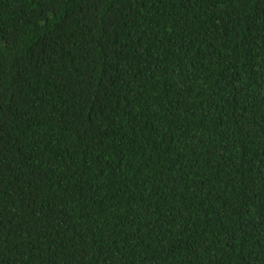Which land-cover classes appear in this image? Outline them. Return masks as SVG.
<instances>
[{"label":"trees","instance_id":"1","mask_svg":"<svg viewBox=\"0 0 264 264\" xmlns=\"http://www.w3.org/2000/svg\"><path fill=\"white\" fill-rule=\"evenodd\" d=\"M0 264H264V0H0Z\"/></svg>","mask_w":264,"mask_h":264}]
</instances>
